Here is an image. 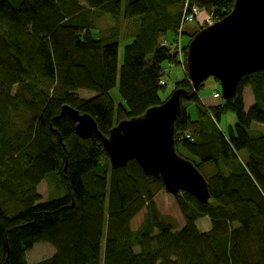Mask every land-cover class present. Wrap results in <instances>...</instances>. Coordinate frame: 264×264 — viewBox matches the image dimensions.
Masks as SVG:
<instances>
[{"label":"trees","instance_id":"1","mask_svg":"<svg viewBox=\"0 0 264 264\" xmlns=\"http://www.w3.org/2000/svg\"><path fill=\"white\" fill-rule=\"evenodd\" d=\"M234 1L98 0L90 8L81 0H0V264H264V131L253 127L243 98L249 86L264 116V70L244 75L228 99L218 88L216 103L201 101L187 77L177 81L186 95L175 150L195 157L210 195L206 203L174 195L184 219L178 229L154 201L165 190L161 177L135 161L113 168L97 135L79 137L60 113L63 105L87 113L108 136L119 121L159 105L176 58L162 37L179 31L192 6L217 21ZM104 16L113 24L97 29ZM121 18L135 28L119 67ZM226 114L233 121L223 129ZM201 218L207 225L199 229ZM37 242L55 251L29 263Z\"/></svg>","mask_w":264,"mask_h":264},{"label":"water","instance_id":"2","mask_svg":"<svg viewBox=\"0 0 264 264\" xmlns=\"http://www.w3.org/2000/svg\"><path fill=\"white\" fill-rule=\"evenodd\" d=\"M187 79L193 93L207 78L218 80L223 99L235 94L239 80L264 70V0H235L222 19L196 32L186 47ZM183 89L173 91L142 115L119 121L108 136L99 133L87 113L63 105L81 138L96 134L113 168L135 161L145 175L161 177L165 190L186 192L201 203L209 199L208 184L188 159L175 151L174 123L181 108Z\"/></svg>","mask_w":264,"mask_h":264},{"label":"rangeland","instance_id":"3","mask_svg":"<svg viewBox=\"0 0 264 264\" xmlns=\"http://www.w3.org/2000/svg\"><path fill=\"white\" fill-rule=\"evenodd\" d=\"M81 2L85 6L90 8L98 6V0H81ZM214 20L215 19L214 17H212V15L206 14L203 12V10L198 9L197 14H194L191 20H187L182 23L177 33H167V35L162 37L161 45L166 46V48L172 50V52L176 55L174 62L167 63V66L165 68V75L162 77L163 79H161L163 82L162 83L163 86L166 87L165 88L166 93L163 94V97L165 96L167 97L173 91L178 89L176 88V83L179 79L183 77H187L186 47L190 42L192 36L199 30L205 28L208 25H211L209 21H214ZM112 24H113V19L110 18L109 16H104L98 21L97 29L107 28ZM120 25L122 27L121 38L123 37V39L121 40V43L119 45V54H118L119 67L124 59V48L129 43L128 40L130 39L131 35H133L134 33L135 20L127 21L126 18H121ZM201 84L203 85L201 87L202 89L199 90V86L197 89L198 91L197 95L200 97V100L209 103L218 102L219 98H215L214 94L215 92L218 91L217 89L219 88L218 87L219 85L214 81V79L207 78ZM86 93H88V91H85V94ZM85 94H83L82 96H84ZM111 94L115 98L116 102L122 101L121 96L117 90V87H115L111 91ZM92 95L93 93H89V95L87 94L85 95V97H91ZM243 95L245 102V111L249 114L252 120L253 127L255 129L264 131V116L261 115L259 112H257L253 95L249 86L244 88ZM182 96H181V101H182ZM184 103L187 105V108H192V109L194 108L192 104H190L189 102H184ZM188 111H190V109H188ZM193 115L194 113H192V116ZM232 121L233 118L231 114H226L222 117L220 126L224 129L226 123L227 122L232 123ZM177 140L179 141L180 137ZM175 151H177V153L180 154L182 158L188 160L195 158L193 155H190L188 152L184 151L182 148H179L178 146ZM242 156H245V154L242 153ZM38 191L39 194L42 196V199L45 200L49 192L48 183L46 180L42 181L39 184ZM154 201L158 211L162 214L164 218H166L168 222H170L173 225L174 228L178 229L184 224V219L176 205L174 195L168 193L166 190H160L159 192L156 193L154 197ZM142 219H143V211L138 213L132 220L131 222L132 228L136 229L141 224ZM206 225L207 223L205 219L201 218L198 221L199 229H202L203 226ZM54 251H55L54 247L50 243L37 242L27 252L26 257L29 263H33L43 258H47L51 256L54 253Z\"/></svg>","mask_w":264,"mask_h":264},{"label":"built area","instance_id":"4","mask_svg":"<svg viewBox=\"0 0 264 264\" xmlns=\"http://www.w3.org/2000/svg\"><path fill=\"white\" fill-rule=\"evenodd\" d=\"M197 12H198V8L195 7V6H192L190 12H189V13L187 12L186 14L183 15V19L181 20V22H185V21H187V20H191V19L193 18V15H194V14H197ZM209 22L212 24V23L215 22V20H214V21H209ZM210 23H209V24H210ZM186 76H187V75H186ZM162 83H163V82L161 81V84H162ZM214 97H215V98H218V97H219V93H218V92H215ZM187 136H188V135H187Z\"/></svg>","mask_w":264,"mask_h":264},{"label":"crops","instance_id":"5","mask_svg":"<svg viewBox=\"0 0 264 264\" xmlns=\"http://www.w3.org/2000/svg\"><path fill=\"white\" fill-rule=\"evenodd\" d=\"M210 95V94H209Z\"/></svg>","mask_w":264,"mask_h":264}]
</instances>
